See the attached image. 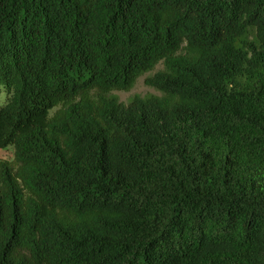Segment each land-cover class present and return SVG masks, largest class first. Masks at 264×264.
<instances>
[{
    "label": "trees",
    "instance_id": "obj_1",
    "mask_svg": "<svg viewBox=\"0 0 264 264\" xmlns=\"http://www.w3.org/2000/svg\"><path fill=\"white\" fill-rule=\"evenodd\" d=\"M0 152V264H264V0H0Z\"/></svg>",
    "mask_w": 264,
    "mask_h": 264
},
{
    "label": "rangeland",
    "instance_id": "obj_2",
    "mask_svg": "<svg viewBox=\"0 0 264 264\" xmlns=\"http://www.w3.org/2000/svg\"><path fill=\"white\" fill-rule=\"evenodd\" d=\"M161 69V66L157 68V70ZM149 76L145 75L141 78H139L134 86V88L130 91V92H116L115 95H117L119 97V100L122 103H128L129 99L135 95H141V96H145L147 94H153V95H158L160 96L161 94L154 90L153 88L148 87L145 84V80L146 78ZM5 96H2V99H4ZM9 155H11V153L6 154V153H1L0 152V156H4L5 158H8Z\"/></svg>",
    "mask_w": 264,
    "mask_h": 264
}]
</instances>
